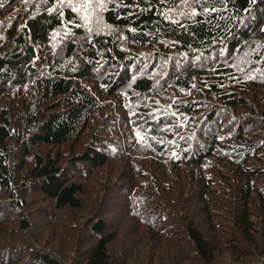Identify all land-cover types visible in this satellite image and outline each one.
<instances>
[{"label":"trees","instance_id":"1","mask_svg":"<svg viewBox=\"0 0 264 264\" xmlns=\"http://www.w3.org/2000/svg\"><path fill=\"white\" fill-rule=\"evenodd\" d=\"M264 0H0V264H264Z\"/></svg>","mask_w":264,"mask_h":264},{"label":"rangeland","instance_id":"2","mask_svg":"<svg viewBox=\"0 0 264 264\" xmlns=\"http://www.w3.org/2000/svg\"><path fill=\"white\" fill-rule=\"evenodd\" d=\"M263 29H264V27H263Z\"/></svg>","mask_w":264,"mask_h":264}]
</instances>
